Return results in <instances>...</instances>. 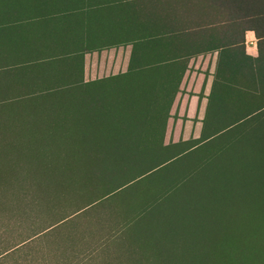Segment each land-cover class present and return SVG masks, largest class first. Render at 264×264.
Masks as SVG:
<instances>
[{
    "label": "trees",
    "instance_id": "trees-1",
    "mask_svg": "<svg viewBox=\"0 0 264 264\" xmlns=\"http://www.w3.org/2000/svg\"><path fill=\"white\" fill-rule=\"evenodd\" d=\"M168 3L180 5L175 18L186 24L174 31L187 38L200 30V15L219 25L197 138L164 140L180 76L173 84L170 77L152 83L149 97L146 76H134L132 85L122 74L114 90L99 80L84 83L81 57L0 66V156L39 171L31 204L79 199L69 214L1 248L0 264L32 236L80 212L105 230L97 247L129 246L134 264H264V198L260 208L254 203L264 176V0ZM246 30L255 37V56L244 53Z\"/></svg>",
    "mask_w": 264,
    "mask_h": 264
},
{
    "label": "crops",
    "instance_id": "crops-1",
    "mask_svg": "<svg viewBox=\"0 0 264 264\" xmlns=\"http://www.w3.org/2000/svg\"><path fill=\"white\" fill-rule=\"evenodd\" d=\"M180 8L168 0H19L17 5L0 0V66L81 57L84 83L99 80L114 90L122 74L132 85L134 76H146L149 97L155 95L152 83L170 77L173 84L180 76L164 140L197 138L218 55L210 45L219 25L200 15L195 23L200 30L187 38L174 31L186 24L180 14L175 18ZM243 38L244 53L255 56L253 32L244 31Z\"/></svg>",
    "mask_w": 264,
    "mask_h": 264
},
{
    "label": "rangeland",
    "instance_id": "rangeland-1",
    "mask_svg": "<svg viewBox=\"0 0 264 264\" xmlns=\"http://www.w3.org/2000/svg\"><path fill=\"white\" fill-rule=\"evenodd\" d=\"M38 174V170L24 162L14 163L13 159L0 156V201H6L0 207V249L39 232L78 207L79 199L74 195L31 204L29 195L35 193L32 186L41 180ZM72 184V180L65 183L66 187ZM25 186H28L27 196L18 199ZM263 198L264 176L255 192L257 208L261 207ZM24 202L31 206L26 207ZM104 235L105 230L99 228L90 213L80 212L32 236L4 261L8 264H134V250L129 252V246L111 241L97 247Z\"/></svg>",
    "mask_w": 264,
    "mask_h": 264
}]
</instances>
